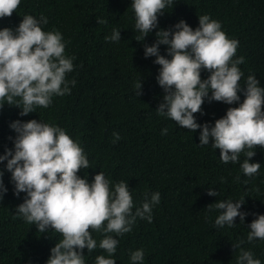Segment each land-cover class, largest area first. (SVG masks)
<instances>
[{
    "label": "trees",
    "instance_id": "1",
    "mask_svg": "<svg viewBox=\"0 0 264 264\" xmlns=\"http://www.w3.org/2000/svg\"><path fill=\"white\" fill-rule=\"evenodd\" d=\"M205 14L220 22L229 39L239 42L233 59L244 57V63L238 65L243 73L241 88H246L247 77L253 74L264 87V0H173L158 16L157 28L143 41L135 39L141 34L135 29L132 0H21L11 17L0 18V29L13 30L25 15L47 18L42 30L62 34L65 55L75 57L73 71L65 78L76 81L74 87L69 84L70 94L53 96L48 108L36 107L26 116L19 115V107L3 101L0 155L6 149L14 151L16 133L10 123L36 119L61 127L83 148L90 167L81 169L78 176L91 183L102 171L113 190L116 183L128 182L133 213L145 202L146 193L149 200L152 193H160V203L152 206L151 222L137 217L131 232L122 236L90 229L97 248L90 253L83 250L85 264H96L100 255L113 258L116 264H133L131 253L137 249L144 251L142 264H237L241 249L233 245L241 240V248L264 264V240L247 241L248 225L264 214V148L253 149L250 162L261 167L248 177L240 167L244 153L237 163L225 164L211 142L199 144L200 129L181 128L156 111L164 96L157 81L161 66L154 63V56L145 57V45L156 42L160 29L174 31L180 20L195 30L198 16ZM99 19L107 23L100 24ZM113 28L120 30L118 42L105 39ZM167 48L159 45L160 54L171 59ZM209 75L201 70L202 80ZM140 80L142 94L138 96L134 86ZM238 94L240 100L232 105L205 98L202 111L194 114L197 123L214 126L229 107L243 102L244 92ZM164 128L168 129L166 135L161 134ZM114 132L121 137L115 143ZM6 164V160L0 162L7 188L0 200V264H46L51 248L63 237L51 229L39 233L34 224L17 215L16 208L26 193L14 194ZM209 188L218 196L208 195ZM242 199L240 211L247 214L244 222L237 216L234 226H216L221 210L209 211L207 205ZM105 235L119 241L111 257L99 248Z\"/></svg>",
    "mask_w": 264,
    "mask_h": 264
},
{
    "label": "clouds",
    "instance_id": "2",
    "mask_svg": "<svg viewBox=\"0 0 264 264\" xmlns=\"http://www.w3.org/2000/svg\"><path fill=\"white\" fill-rule=\"evenodd\" d=\"M20 2L0 0V18L11 17ZM172 3L173 0H132L135 29L141 34L135 37L137 41H143L157 28L158 16ZM198 17L199 26L195 30L180 20L173 26L174 31L160 29L156 42L145 45V57L154 56V63L161 66L157 81L164 96L156 108L157 114L192 132L200 129L199 144L211 142L213 148L220 150V159L225 164L237 163L244 153L246 158L240 167L244 175L252 177L261 167L258 162H250L255 155L253 149L264 148V87L259 86L253 74L247 77L246 88H241L243 73L238 65L244 63V57L233 59L239 42L227 37L219 21L207 14ZM47 23L45 17L37 20L25 15L15 30L0 29V108L6 100L8 105L21 109L20 116H26L36 107L48 108L53 96L70 94L69 84L75 86V80L65 78L66 73L73 71L75 57L65 55V42L58 30H42L41 24ZM98 23L106 24L107 20L99 19ZM105 39L118 42L120 30L113 28L111 36ZM161 44L168 45L171 59L160 54ZM202 69L210 73L207 79H201ZM134 87L136 94L141 95V80ZM241 91L245 96L243 102L238 107H229L214 126L197 123L194 114L202 111L205 98L232 105L240 100ZM9 126L16 133L14 151L6 149L0 162L7 161L14 194L26 193L24 202L16 208L17 215L34 224L39 233L51 229L63 237L51 248L46 264H85L83 250L87 248L90 253L97 248L90 229L122 236L131 232L137 217L152 221V206L160 203L159 192L152 193L150 200L146 193L145 202L133 213L128 182L116 183L113 190L102 171L95 174L91 183L78 176L90 164L83 148L64 129L36 119L15 120ZM167 132V128L161 130L162 135ZM113 137V143L121 139L119 133L114 132ZM235 179L239 181L240 177ZM6 192L0 171V200ZM207 194L218 196L214 188H209ZM244 202V199L216 201L207 208L221 210L215 219L216 226L231 227L237 216L244 222L247 214L240 211ZM248 227V242L264 240V214L258 215ZM118 243L113 236L105 235L99 248L111 257ZM243 243L241 240L233 245L234 249H241L237 264H261L250 250L241 248ZM130 258L133 264H142L143 249L132 252ZM96 264H116V261L100 255Z\"/></svg>",
    "mask_w": 264,
    "mask_h": 264
}]
</instances>
